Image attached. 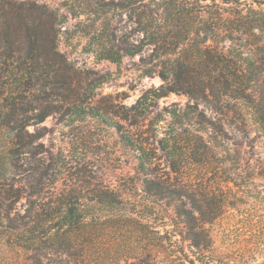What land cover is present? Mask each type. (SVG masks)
<instances>
[{
  "label": "trees",
  "instance_id": "trees-1",
  "mask_svg": "<svg viewBox=\"0 0 264 264\" xmlns=\"http://www.w3.org/2000/svg\"><path fill=\"white\" fill-rule=\"evenodd\" d=\"M66 4L75 14H93L89 26L80 28L89 37L87 48L98 59L119 62L122 56L139 53L151 44L161 48L158 58L174 55L158 71L162 82L145 91L128 110L144 106L149 97L183 93L209 102L228 128L220 125L219 135L185 137L181 148L176 146L178 132L164 140L173 160L170 172L178 173L182 167L194 171L192 179L183 176L182 191L173 195L179 201L176 213L185 222L190 253L177 249L171 241H140L129 250L146 254L151 264L160 254L167 260L179 259V264H264V189L249 184L253 168L241 165L240 150L229 134L232 128L245 135L255 131L264 152V81H260L264 69L257 67L259 59L264 65V8L239 0H84ZM123 8L129 16L137 15L134 22L143 34L138 43L116 41L109 32L108 15ZM160 17L166 20V28L158 23ZM57 23L56 12L45 5L0 0V133L16 148L12 150L17 156L10 160L23 159L18 156L31 152L32 142L24 135L33 133L27 127L49 114L41 98H32L30 93L38 87L44 91L45 85L54 90L71 84V77L59 69L64 58L56 49ZM219 138L225 142L223 152L222 148L218 151ZM139 150L138 168L145 171L151 156L143 147ZM8 164L3 161L0 165L3 184ZM28 169L31 175L47 174L41 166ZM206 173H210L207 179ZM163 186L153 178L145 179L149 193H161ZM92 190L90 201L74 189L63 191L55 205L41 202L39 193H29L21 213L14 207L22 197L21 190L4 188L0 264H116L108 256L109 244L105 256L103 251L94 255L92 238L79 237L87 220L120 219L122 200L117 193L108 188ZM219 218L228 221L222 230L223 245L216 246L205 224Z\"/></svg>",
  "mask_w": 264,
  "mask_h": 264
},
{
  "label": "rangeland",
  "instance_id": "rangeland-1",
  "mask_svg": "<svg viewBox=\"0 0 264 264\" xmlns=\"http://www.w3.org/2000/svg\"><path fill=\"white\" fill-rule=\"evenodd\" d=\"M15 1L35 2L56 12V49L64 58L59 69L71 77V84L67 89L54 90L45 85L44 91L36 85L39 89L30 93L32 98H41V105L49 114L42 122L27 127L33 133L32 136L24 135L32 142L31 152L18 156L23 159L10 160L11 156H17L12 150L16 148H11L5 135L0 133V165L3 161L9 163L4 184L0 170V212L3 211L1 196L4 188L21 190L22 197L14 205L15 210L21 213L29 193H39L41 202L55 205L59 193L69 189L86 195L90 201L92 189L108 188L122 200L120 219L113 218L107 222L87 220L86 229L79 235L80 238H92L94 255L103 251L105 256L104 250L109 244L108 256L116 264H151L146 254H134L129 250L133 245H140V241L147 240L157 243L171 241L177 249L182 247L190 253L185 222L176 213L179 201L173 195L182 191L180 181L183 176L186 177L184 179H192L194 171L190 167H182L178 173L170 172L173 160L168 147H164V140L171 139V135L178 132L176 146L181 148L185 137L200 133L204 137L219 135L220 125L228 129L222 124L221 116L212 110L209 102L197 101L177 92L156 99L148 96L144 106L128 110L145 91L162 82L158 71L163 62L174 57L173 54L158 58L161 48L151 44L144 46L139 53L122 56L119 62L98 59L87 48L89 37L80 28L89 26L93 14H75L66 4V1L81 3L84 0ZM239 1L252 2L259 9L264 8V0ZM136 18L135 14L129 16L126 8L110 12L108 28L116 41L140 42L143 34L134 22ZM158 23L166 28V20L160 17ZM167 41L169 43L170 39ZM207 43H212V40L207 38ZM257 67L264 69L260 59ZM262 80L264 74H261ZM229 134L240 150L241 165L253 168L250 177L254 178L248 180L249 184L264 189L261 137L255 131L245 135L234 128ZM218 143V151L222 148L223 152L225 142L219 138ZM170 145H174L172 140ZM139 147L151 156L145 171L138 168ZM36 166L45 168L47 174L40 176L35 172L31 175L28 168ZM209 175L206 173L205 179ZM149 178L164 185L161 193L145 190V179ZM227 221L219 218L205 224L216 246L223 245L222 230ZM95 222H98L96 226ZM169 263L180 262L177 258L167 260L162 254L157 255L154 262Z\"/></svg>",
  "mask_w": 264,
  "mask_h": 264
}]
</instances>
